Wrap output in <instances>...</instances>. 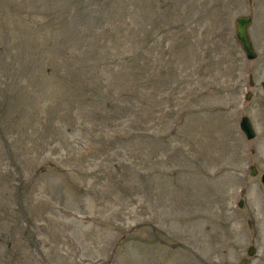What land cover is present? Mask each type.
<instances>
[{
    "label": "rangeland",
    "instance_id": "rangeland-1",
    "mask_svg": "<svg viewBox=\"0 0 264 264\" xmlns=\"http://www.w3.org/2000/svg\"><path fill=\"white\" fill-rule=\"evenodd\" d=\"M263 82L264 0H0V264H264Z\"/></svg>",
    "mask_w": 264,
    "mask_h": 264
},
{
    "label": "water",
    "instance_id": "water-1",
    "mask_svg": "<svg viewBox=\"0 0 264 264\" xmlns=\"http://www.w3.org/2000/svg\"><path fill=\"white\" fill-rule=\"evenodd\" d=\"M253 23V19L251 16L240 17L237 20V39L241 43L243 50L245 51L248 59L253 60L256 59L257 54L253 47V43L251 40V36L249 33V29ZM253 85V84H252ZM251 97V94L248 96ZM242 128L245 130L249 139H253L255 137V132L251 126V123L247 117L243 118ZM256 253L254 248L249 250V255L252 257ZM241 264H247V261L244 260Z\"/></svg>",
    "mask_w": 264,
    "mask_h": 264
},
{
    "label": "flooded vegetation",
    "instance_id": "flooded-vegetation-1",
    "mask_svg": "<svg viewBox=\"0 0 264 264\" xmlns=\"http://www.w3.org/2000/svg\"><path fill=\"white\" fill-rule=\"evenodd\" d=\"M260 181H261V185H262L263 190H264V169L262 171H260ZM249 225L252 226V223L250 222ZM263 227H264V223H263Z\"/></svg>",
    "mask_w": 264,
    "mask_h": 264
}]
</instances>
